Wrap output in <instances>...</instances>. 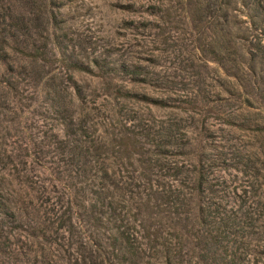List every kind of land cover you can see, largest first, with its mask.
Here are the masks:
<instances>
[{
    "label": "trees",
    "instance_id": "obj_1",
    "mask_svg": "<svg viewBox=\"0 0 264 264\" xmlns=\"http://www.w3.org/2000/svg\"><path fill=\"white\" fill-rule=\"evenodd\" d=\"M12 1L0 0V109L11 116L40 113L34 128L7 114L1 121L14 141L3 144L9 156L6 167L0 168L6 169L0 175V254L7 255L0 264H182L168 246L156 249L157 240L147 234L144 217L139 219L152 201L165 205L162 218L188 220L196 227L199 244L206 248L203 264H233L236 257L227 245L244 237L255 214L252 205L258 206L263 199L264 175L260 173L264 169L260 162L250 165L249 158H264L263 143L238 163L239 172L251 181L240 185L238 195L225 177L219 156L207 149L202 138L206 131L182 130L172 122L180 116L173 109L169 113L173 118L155 125L133 111L129 121L134 123L121 126L124 130L118 133L124 136L120 147L126 149L135 139L147 150L137 153L136 176L125 177L122 167L129 164L116 156L119 151L113 154L108 137L95 134L94 115L77 82L72 76L65 83L47 78L42 65L47 43L39 44L41 31L28 34L20 1ZM231 1L219 4L224 18L228 9L221 5L228 8ZM39 8L44 40L51 38L55 49L59 42L49 32L55 28V15L46 1ZM227 21L219 25L224 35L230 32L224 29ZM28 54L36 67L33 70L26 66ZM72 68L84 70L79 63ZM122 71L131 75L129 85H114L111 101L120 98L176 108L167 104L169 97L137 91L141 84L163 88L139 79V67ZM238 73L236 69L233 78L229 73L227 84L230 92L245 93L249 82ZM224 85L219 84L230 93ZM23 93L32 95L22 98ZM251 100L247 96L241 102L247 107ZM253 131L262 136L264 127L257 125ZM210 144L215 146L214 141ZM2 239L9 245L4 246Z\"/></svg>",
    "mask_w": 264,
    "mask_h": 264
},
{
    "label": "rangeland",
    "instance_id": "obj_2",
    "mask_svg": "<svg viewBox=\"0 0 264 264\" xmlns=\"http://www.w3.org/2000/svg\"><path fill=\"white\" fill-rule=\"evenodd\" d=\"M19 1L28 34L41 31L39 44L47 43L42 63L47 78L65 83L72 76L77 82L82 95L87 97L88 111L94 115L95 134L108 137L113 154L119 151L116 156L129 164L122 167L125 177L136 176L137 153L147 149L135 144V139H130L126 149L121 148L124 138L118 134L124 130L121 126L125 128L134 123L129 121L133 111H139L148 124H154L173 118L169 114L173 109L180 116L172 122H177L182 130L207 132L202 137L206 138L207 149H213L219 156L230 186L237 189L238 195L242 194L240 185L251 181L239 172L238 163L261 142L264 145V132L259 136L253 131L257 125L264 127V0H232L228 8L221 5L224 10L228 9L227 18L219 12L221 0ZM45 1L55 15V28L49 31L59 42L55 49L54 41L44 40L46 32L41 30L44 21L39 6ZM226 21L224 29L230 31L229 35H224L219 26ZM31 60L28 54V70L36 68ZM74 63L82 65L84 70H73ZM124 67H139V79L163 87L156 89L141 84L137 88L140 94L169 97L167 104L176 108L120 98L111 101L114 85H129L131 75L122 71ZM236 69L249 82L245 93L230 92L231 86L227 83L231 80L227 75L230 73L233 78ZM220 83L230 93L223 91ZM23 95L25 98L32 94ZM247 96L252 100L245 107L241 101ZM37 113L40 112L34 116L28 113L11 116L0 109V168L6 167L3 165H7L9 156L4 153L3 144L14 141L11 132L3 128L7 125L1 121L7 116L13 121L20 118L24 127L34 128ZM211 141L215 146L210 147ZM249 158L250 165L260 162L264 169V158L259 161L253 155ZM5 171L0 170V175ZM149 193L147 190L146 194ZM262 197L258 206L252 205L255 214L245 228L244 237L238 236L229 245L223 243L234 251L233 264H264V191ZM157 204L158 201H152L146 205L139 218L144 217L147 234L157 240L156 249L168 246L179 263L203 264L206 248L199 244L196 227L188 220L162 218L166 207ZM1 242L9 245L5 239ZM149 255H153V249ZM0 260L7 261V255L0 254Z\"/></svg>",
    "mask_w": 264,
    "mask_h": 264
}]
</instances>
